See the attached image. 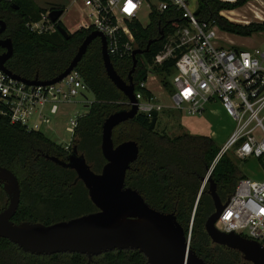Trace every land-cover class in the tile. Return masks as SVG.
Here are the masks:
<instances>
[{
  "label": "trees",
  "instance_id": "1",
  "mask_svg": "<svg viewBox=\"0 0 264 264\" xmlns=\"http://www.w3.org/2000/svg\"><path fill=\"white\" fill-rule=\"evenodd\" d=\"M246 1L197 0V19L214 21L221 29L239 35L264 31V21L239 24L219 15L221 10L234 9ZM14 3L18 5L17 9L12 7ZM57 9L64 11L63 6H57ZM44 10L32 0L0 3V19L5 22L0 37L10 38L13 46V53L5 66L25 79L37 77L49 80L58 75L68 66L85 36L92 31L91 28H79L68 39L58 32L56 24L51 32L38 34L30 31L25 23L38 20ZM174 21L181 22L178 12L173 9L159 12L153 8L147 25L138 20L128 22L134 49H144L149 40L156 39L147 52L136 56L133 82L136 91L144 96H152L146 87H139L149 73L158 77L169 92L172 91L169 76L174 71L175 59H165L161 64H153V59L163 49L167 34L173 32L171 22ZM161 30L163 38L158 39ZM112 63L116 72L126 79L132 65L131 57L112 59ZM147 66L151 67L150 70ZM76 70L94 99L87 105L88 111L78 119L72 143L84 155L91 169L99 172L105 163L100 150L103 121L109 114L129 105L124 94L105 73L98 37L88 45ZM150 120L147 115L137 113L112 130L114 144L135 140L139 148L137 159L126 171L125 185L137 190L152 208L173 212L185 234L191 221L189 246L206 262L247 264L237 250L212 243L204 229L205 220L214 207L207 193L208 183L199 193L201 179L207 174L220 146L207 135L182 133L170 136L157 130L156 124L150 129ZM229 152L220 156L210 173L222 202L234 191L238 180L245 177ZM44 154L65 159L68 152L42 132L28 130L0 115V165L16 175L20 187L19 205L12 221L50 224L96 211L84 184L80 180L75 181V171L56 165ZM0 202L3 205L7 203L1 185ZM0 264H147V260L140 251L131 249L108 251L91 259L79 253L36 255L24 252L8 239L0 238Z\"/></svg>",
  "mask_w": 264,
  "mask_h": 264
},
{
  "label": "built area",
  "instance_id": "2",
  "mask_svg": "<svg viewBox=\"0 0 264 264\" xmlns=\"http://www.w3.org/2000/svg\"><path fill=\"white\" fill-rule=\"evenodd\" d=\"M13 1L0 0V3ZM143 1L79 0L85 19L77 29L91 28L101 32L111 61L131 57L134 38L128 22L138 20ZM149 7V12L153 8L159 12L173 9L181 19V22H171L174 30L167 34L163 49L153 59V64L175 59L174 71L169 76L171 107L197 116L205 110V104L216 103L232 120L233 130L219 147L207 173L228 151L241 160L257 158L264 172V47L250 49L221 43L216 23L198 20L194 14L197 7H190V0H157ZM48 14L49 9L41 13L38 20L27 21L25 26L38 34L53 31L55 24ZM146 82H140L139 87H146ZM84 90H88L87 85L76 68L60 81L47 85L26 84L0 68V115L28 130L42 132V128L57 119L63 107L74 102L77 95L86 100ZM134 93L138 113L151 118L152 111L159 114L164 110L153 95L144 96L136 89ZM84 114H74L65 121L64 130L70 133L71 139L61 146L67 152L72 148L78 119ZM202 187L203 184L200 189ZM226 201L215 227L254 240L264 248V176L259 180L239 179ZM190 228L191 221L187 241Z\"/></svg>",
  "mask_w": 264,
  "mask_h": 264
},
{
  "label": "water",
  "instance_id": "3",
  "mask_svg": "<svg viewBox=\"0 0 264 264\" xmlns=\"http://www.w3.org/2000/svg\"><path fill=\"white\" fill-rule=\"evenodd\" d=\"M12 7L18 8L15 4ZM198 12L199 9L196 8L194 14L197 15ZM62 13V9H51L48 18L56 24L58 32L68 39L71 32L59 23ZM4 29L5 22L0 19V33ZM97 37L100 39L105 73L112 84L124 94L129 105L126 109L109 114L103 121L100 150L105 163L99 172H94L75 144L65 159L44 154L46 159L56 165L75 171V181L80 180L84 184L97 210L50 224L30 221L14 223L11 218L19 205L20 187L16 175L0 165V184L7 196V205L0 210V238L8 239L24 252L36 255L79 253L91 259L104 252L131 249L140 251L146 257L147 264H213L203 260L190 248L185 231L173 212L152 208L137 190L125 185L126 171L138 156V144L135 140L114 144L112 140L113 128L138 113L133 82L136 56L147 52L149 45L156 39L149 40L144 49H133L132 65L126 79L116 72L106 51L105 37L97 30H92L85 36L68 66L49 80H40L37 77L25 79L6 68L5 62L13 53L10 38L0 39V48L3 49L0 54V68L10 77L26 84L56 83L76 68L88 45ZM161 38L162 30L158 39ZM157 116L158 113L152 111L150 129L154 127ZM210 173L211 171L201 179L203 187L208 183L207 193L214 207V211L205 220V232L212 243L240 252L247 264H264V248L258 242L215 227L219 213L227 201L220 200Z\"/></svg>",
  "mask_w": 264,
  "mask_h": 264
},
{
  "label": "rangeland",
  "instance_id": "4",
  "mask_svg": "<svg viewBox=\"0 0 264 264\" xmlns=\"http://www.w3.org/2000/svg\"><path fill=\"white\" fill-rule=\"evenodd\" d=\"M32 2L36 6L45 9L41 13H44L51 7L57 8V6H63L64 11L60 20L69 32L74 30L77 25L85 19L84 14L80 9L79 0H32ZM156 2L157 0L143 1L138 15V20L142 25L145 26L148 24L149 6ZM197 4V0H190V7L195 8ZM234 9L235 11L232 12H230V9H223L219 12V15L231 22L239 24L263 22L254 17H257L255 11L259 12V14L264 17V0H247ZM215 30L221 43L250 49L264 47V31L253 32L250 35H239L223 30L218 27V25ZM150 68L151 67L147 66V70H150ZM146 86L153 91L158 98L157 101L164 106V110L158 114L157 123H155L157 130L164 131L170 136L182 133L207 135L211 137L218 146H221L231 134L233 130L232 120L226 114L220 112V106L218 104H205V110L200 115L190 116L185 113V111L176 110L171 107V92L162 86L158 77L149 73ZM82 93L87 98L86 100L83 99L82 95H77L74 102L68 103L63 107L62 113L57 119H55L50 125L42 128L45 137L60 146L70 141V133L64 130L65 121L68 120V117H72L74 114L86 113L88 107L85 105L87 102H91L94 99L93 94L89 90H84ZM70 149L68 150L69 152ZM229 155L236 160L237 166H239L242 174H244L246 178L251 180H259L263 178L264 172L260 161L257 158L248 157L242 160H237V157L233 152H229ZM0 204L3 206L1 202Z\"/></svg>",
  "mask_w": 264,
  "mask_h": 264
},
{
  "label": "crops",
  "instance_id": "5",
  "mask_svg": "<svg viewBox=\"0 0 264 264\" xmlns=\"http://www.w3.org/2000/svg\"><path fill=\"white\" fill-rule=\"evenodd\" d=\"M224 1H230V2H232V1H234V0H224ZM232 11H235V9H232V10H230V12H232ZM255 13H256V16L257 17H254V18H256V19H260V21L262 20V21H264V17H262L260 14H259V12H257V11H255ZM78 26V25H77ZM78 27H76L74 30H72L71 32H74L76 29H77ZM226 45H232V44H227L226 43ZM148 80V79H147ZM147 87V86H146ZM148 88V87H147ZM149 90H150V92L152 93V95H153V97L156 99V100H158V98H157V96L153 93V91L150 89V88H148ZM220 109V112H222V113H224L223 111H222V109L221 108H219ZM44 134V133H43Z\"/></svg>",
  "mask_w": 264,
  "mask_h": 264
},
{
  "label": "flooded vegetation",
  "instance_id": "6",
  "mask_svg": "<svg viewBox=\"0 0 264 264\" xmlns=\"http://www.w3.org/2000/svg\"><path fill=\"white\" fill-rule=\"evenodd\" d=\"M15 5H17L16 3H14ZM18 6V5H17ZM51 9H54L53 7H51L50 9H49V11L51 10ZM59 23H62L61 22V20H59ZM55 24V23H54ZM62 25H63V23H62ZM64 26V25H63ZM66 28V27H65ZM3 33V32H2ZM2 33H0V35L2 34ZM0 39H2L1 37H0ZM1 185V184H0ZM6 195V194H5ZM6 199H7V196H6ZM6 205H7V203H6ZM6 205H3V206H1V204H0V210H2L4 207H6Z\"/></svg>",
  "mask_w": 264,
  "mask_h": 264
}]
</instances>
